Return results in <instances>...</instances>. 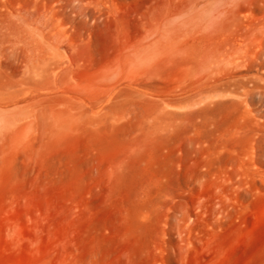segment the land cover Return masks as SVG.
<instances>
[{"label": "rangeland", "instance_id": "374dc122", "mask_svg": "<svg viewBox=\"0 0 264 264\" xmlns=\"http://www.w3.org/2000/svg\"><path fill=\"white\" fill-rule=\"evenodd\" d=\"M0 264H264V0H0Z\"/></svg>", "mask_w": 264, "mask_h": 264}]
</instances>
